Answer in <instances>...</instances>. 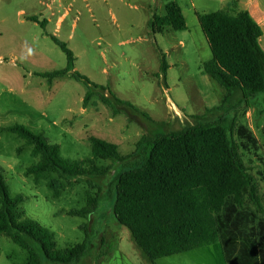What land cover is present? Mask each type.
I'll list each match as a JSON object with an SVG mask.
<instances>
[{"label":"rangeland","instance_id":"374dc122","mask_svg":"<svg viewBox=\"0 0 264 264\" xmlns=\"http://www.w3.org/2000/svg\"><path fill=\"white\" fill-rule=\"evenodd\" d=\"M172 1L177 0H0V167L12 196L27 198L20 209L51 230L59 248L89 239L88 252L76 264H145L129 231L117 224L112 212L114 180L126 168L94 158L90 138L131 155L143 137L195 125L196 116L219 107L226 95L204 71L212 54L197 14L227 5L222 0H194L195 9L184 7L187 31L166 27L153 32L150 20L165 15ZM178 1L184 5L189 0ZM52 37L73 52L76 72L140 111L117 105L124 111L114 114L98 95L85 105L89 89L84 83L69 76L50 83L39 76L67 66L65 52ZM229 116L258 141L257 149L245 152V160L264 193V94ZM15 125L59 145L62 160H92L91 167L104 175L65 179L49 173L36 178L28 170L40 156L6 130ZM83 209L95 210L85 218L70 215ZM27 260L24 249L0 237V264ZM157 263L224 264V259L216 244Z\"/></svg>","mask_w":264,"mask_h":264},{"label":"trees","instance_id":"16d2710c","mask_svg":"<svg viewBox=\"0 0 264 264\" xmlns=\"http://www.w3.org/2000/svg\"><path fill=\"white\" fill-rule=\"evenodd\" d=\"M198 20L212 54L204 71L226 91L221 105L196 116L197 123L183 130L143 137L131 155H122L115 144L91 137L92 154L126 168L114 180L112 212L117 224L129 231L145 264L222 242L227 259L259 264L249 241L238 242L230 230L229 216L221 217L231 198L243 221L252 218L264 223V193L245 160V152L257 149L258 141L248 128L238 126L236 117L229 116L264 94V51L259 43L263 31L236 0L223 10L198 14ZM149 27L153 32L166 27L176 32L188 29L177 1L165 6V15L153 16ZM52 39L65 52L67 66L39 76L50 83L66 76L84 83L89 89L85 105L98 95L114 114L124 111L120 105L140 111L76 72L73 52L56 37ZM167 69L163 58L162 71ZM6 130L24 139L33 154L40 156V162L28 170L36 178L49 173L65 179L104 175L91 167L92 160H62L59 145L48 144L41 134L22 125ZM26 200L23 195L12 196L0 167V237H8L28 253L26 264L79 263L90 248L89 239L59 248L54 233L20 209ZM94 210L71 211L70 215L85 218Z\"/></svg>","mask_w":264,"mask_h":264},{"label":"crops","instance_id":"0c3cea01","mask_svg":"<svg viewBox=\"0 0 264 264\" xmlns=\"http://www.w3.org/2000/svg\"><path fill=\"white\" fill-rule=\"evenodd\" d=\"M231 1H233V0H222V2L226 5H228ZM236 1L238 2L239 7L243 10L248 11L250 13V15L254 18V20L262 28L263 36L260 39L259 43H260L261 48L264 51V8H263V2L260 0H236ZM177 2L180 5L183 14H184V7L189 8V9H191V8L195 9L194 0H189L188 3H184V5L182 3H180L178 0H177ZM184 17H185V15H184ZM185 19H186V17H185ZM186 23H187V20H186ZM60 26H61V24H60ZM187 27H188V24H187ZM188 29H189V27H188ZM224 213H225V215L222 216L221 218H223V220H224V219H226V216H229L228 217V226L232 232L236 233L237 241L238 242L249 241V243L254 248L253 251H254L255 255H257V257L259 259V264H264V223L260 222L258 220H253L252 218L247 219V221H243L242 220V212L239 211L236 207H234L232 205L231 198H229L227 200V208L224 211ZM219 244L221 245V251H222V255H223V259H224V264H237V263H234L233 260L227 259L224 242L219 243Z\"/></svg>","mask_w":264,"mask_h":264}]
</instances>
